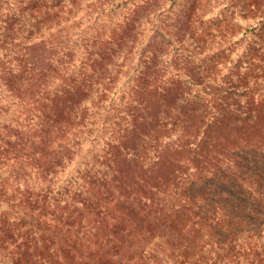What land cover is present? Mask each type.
<instances>
[{"label": "trees", "instance_id": "trees-1", "mask_svg": "<svg viewBox=\"0 0 264 264\" xmlns=\"http://www.w3.org/2000/svg\"><path fill=\"white\" fill-rule=\"evenodd\" d=\"M128 2L0 0V264H264V0Z\"/></svg>", "mask_w": 264, "mask_h": 264}, {"label": "rangeland", "instance_id": "rangeland-1", "mask_svg": "<svg viewBox=\"0 0 264 264\" xmlns=\"http://www.w3.org/2000/svg\"><path fill=\"white\" fill-rule=\"evenodd\" d=\"M132 2H134V0H129L128 5H130V3H132ZM84 24H85V22H83V25ZM117 99H119V97H116V100ZM105 135H106L105 132L103 130H101L100 132H98L96 140H95V137H96L95 135L88 137L87 142L83 144V149H82L83 151H81V152L85 153L87 151L88 156L95 155L101 149L102 144L104 143ZM92 140H94V141H92ZM87 155H84L85 157L82 158L83 163L86 160ZM80 157H81V155H78L75 158V160H73V162L70 164V166L67 167V170H66L65 174L63 175L64 178L68 174V172H70V170L75 166L76 160H78V158H80ZM74 173H76V171H74ZM62 180L60 179V181H62Z\"/></svg>", "mask_w": 264, "mask_h": 264}]
</instances>
